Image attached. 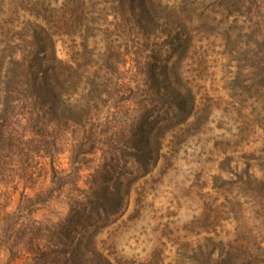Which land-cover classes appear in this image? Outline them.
Masks as SVG:
<instances>
[{"label":"trees","instance_id":"obj_1","mask_svg":"<svg viewBox=\"0 0 264 264\" xmlns=\"http://www.w3.org/2000/svg\"><path fill=\"white\" fill-rule=\"evenodd\" d=\"M55 4L37 1L35 19L22 28L13 20L0 23V245L10 262L126 264L106 255L98 236L125 217L132 187L158 165L166 135L198 115L183 72L197 36L219 34L232 21L225 41L233 46V82L254 108L248 118L240 113L251 153L248 170L233 157V192L247 200L236 202L235 218L243 224L251 215L255 223L233 241L190 245L184 258L264 264V0ZM65 37L81 43L69 62L59 57ZM63 156L66 169L57 165ZM43 162L51 189L23 195L10 211V189L33 181ZM64 194L66 218H32L36 207Z\"/></svg>","mask_w":264,"mask_h":264},{"label":"rangeland","instance_id":"obj_2","mask_svg":"<svg viewBox=\"0 0 264 264\" xmlns=\"http://www.w3.org/2000/svg\"><path fill=\"white\" fill-rule=\"evenodd\" d=\"M37 1L41 0H0V23L13 20L22 28L35 19L37 11L31 8ZM47 1L59 5L62 0ZM232 25L227 21L219 34L197 36L183 72L196 95L198 115L166 135L158 165L133 185L125 217L98 236L100 249L112 259L126 264H187L184 255L190 245H204L206 238L233 241L244 226H252L250 214L243 224L235 218L240 217L236 202L247 200L241 195L236 199L238 192H233V157L242 170H248L246 156L251 153L246 134L239 131L240 113L248 118L254 108L249 96L233 82L237 72L233 46L227 47L225 41V31ZM2 29L0 24V39ZM80 44L77 39L61 38V60L69 62ZM67 163L63 156L57 165L66 169ZM43 164L45 170L36 173L33 181L10 189L5 201L10 211L18 207L23 195L36 198L51 189V178L46 174L49 164ZM251 165L255 169L257 163ZM136 173L140 172L133 173L134 177ZM88 174L83 172L82 176ZM68 213L64 194L36 207L32 218L58 222ZM241 233L242 238L247 236L246 230ZM0 264L24 263H11L8 251L0 245Z\"/></svg>","mask_w":264,"mask_h":264}]
</instances>
